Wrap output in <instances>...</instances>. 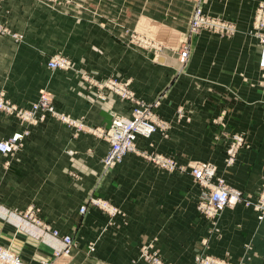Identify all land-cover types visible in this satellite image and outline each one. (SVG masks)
Wrapping results in <instances>:
<instances>
[{"label": "crops", "instance_id": "obj_1", "mask_svg": "<svg viewBox=\"0 0 264 264\" xmlns=\"http://www.w3.org/2000/svg\"><path fill=\"white\" fill-rule=\"evenodd\" d=\"M262 2L203 0L208 14L235 26L219 35L190 33L194 0H3L0 21L23 38L16 42L0 35V89L21 106L48 91L60 110L107 127L111 112L129 115L131 103L109 89L101 98L98 86L82 74L101 81L132 77L140 97H162L158 112L172 123L166 135L138 137L137 146L172 156L187 168L212 162L218 176L253 200L264 183L263 44L254 31ZM131 30L164 49L154 54L129 44ZM186 42L191 50L183 64L175 48ZM56 53L69 56L73 67L50 68ZM226 127L247 136L233 166L225 162ZM24 128L0 112V140ZM109 150L104 138L76 135L49 118L31 127L20 150L0 151V244L21 254L26 264H151L142 256L151 243L168 264H197L198 254L264 264V222L253 208L241 203L225 208L211 223L198 208L205 189L189 170L170 171L135 152L108 168ZM92 197L110 200L120 212L111 217L90 206L82 213L80 207ZM47 225L72 234L76 246L70 254L55 258L62 238Z\"/></svg>", "mask_w": 264, "mask_h": 264}, {"label": "built area", "instance_id": "obj_2", "mask_svg": "<svg viewBox=\"0 0 264 264\" xmlns=\"http://www.w3.org/2000/svg\"><path fill=\"white\" fill-rule=\"evenodd\" d=\"M195 1L196 10L191 25V34H195L200 29L206 28L205 26L211 27L215 31H221L222 34L231 33L230 27L228 29H224V23H222L218 19L209 18V15L203 12L201 0ZM261 8L264 10V3L261 5ZM258 28L260 29V37H258L262 39L264 43L263 17L259 19ZM0 32L7 33L8 29L0 26ZM55 57L52 58V60L49 62L50 66H52L53 68H67L69 64L71 66V61L69 59L65 57ZM180 57L183 61H186L188 59L189 44L185 43L180 49ZM261 63L263 66L262 69L264 70V53ZM117 79L118 78L110 80L108 85L104 82H97L100 87L107 86L109 89H116L122 94V96L124 97H122L123 99L131 103V118H125L116 114L115 112H111L113 119L110 125L105 128L106 132H95L99 135L108 138L111 143L110 151L108 153L109 155L106 159V163L110 166L121 162L127 153L134 150V142L138 134L149 137V135L154 133L152 132L156 129L154 116L155 114H157V108L160 107L159 101L155 100L152 103L147 102L145 99L138 96L137 93L131 91L127 82H120L119 80L122 79ZM32 105V107H19L12 101L7 99L4 92L0 91V110L8 114L15 115L27 123H37L40 120H44L48 116H52L63 120L70 127H88V125L83 120L73 118L70 115L59 111L53 104V99L48 92H42L39 100L33 103ZM78 133L79 132H75L76 135ZM162 133L166 135L168 132ZM26 134H28V131L15 132L9 138L0 141V150L3 153H12L15 150L19 149L23 145V140ZM224 138L227 142L226 160L229 163H235L240 153V150L247 145V136L246 134H244V132H236L235 130H231L226 127V129L224 130ZM152 155L156 156L157 152H154V154ZM165 158L167 159V162L172 163V166L167 167L170 169H175L176 163H178L175 158L173 159L172 156L169 155ZM153 159L157 161L155 162L156 164L162 167L166 166L162 163V159L158 158L157 160L156 157H154ZM181 168L185 169L182 166ZM191 173L197 181H199L201 184H203L204 187L208 188L209 190L206 193L202 194L200 198L202 202L199 208L200 211L205 215V217L209 219H216L219 217V213L224 208L232 206L237 202L245 201V203L248 205L253 204V207L259 213L258 218L260 220H264V185L260 194L258 195L259 200L257 202L250 200L248 198L249 195H247V193L244 194L238 189L235 190V188L231 187V185L228 184L227 181L222 177H219L217 181L213 182L215 175H217V170L216 167L210 162H202L198 163V165L196 166H192ZM211 184H214L215 190L210 192ZM102 203L114 209V207H112L109 202L105 201L104 198L92 197L88 201V203L84 204L80 208V211L82 213H85L91 205L101 206L105 209H108L105 205H102ZM26 216H29V218H31L32 211H28L26 213ZM45 228L50 231L53 236L62 238V246L55 249V258H58L65 254H70L72 252V249L76 246V242L72 234H66L62 236L61 234H59L58 230L51 229V227L48 225L45 226ZM152 247V243L145 245L142 248V256L147 261H150L151 264H168V262L159 253L155 252ZM89 250L91 252L95 251L94 244H90ZM202 256L211 259V257L208 255ZM224 262L229 263L227 261ZM0 264H26V262L22 258L21 254L15 252L10 247H5L3 244H0ZM42 264H53V261L45 260L42 262Z\"/></svg>", "mask_w": 264, "mask_h": 264}, {"label": "bare ground", "instance_id": "obj_3", "mask_svg": "<svg viewBox=\"0 0 264 264\" xmlns=\"http://www.w3.org/2000/svg\"><path fill=\"white\" fill-rule=\"evenodd\" d=\"M3 0H0V5H1V2H2ZM202 1L203 0H201V5H202ZM194 2L196 3V1L194 0ZM263 4V3H262ZM261 4V5H262ZM261 5H260V8H259V10H258V12H257V25H256V28L254 29V31L257 33V35L259 36V34H260V29L258 28V23H259V19L260 18H264V10L261 8ZM203 7V6H202ZM203 9V12L204 13H206L207 15H209V18H212V19H218V20H220L222 23H224V21L225 20H223V19H221V18H219V17H217V16H212V15H210V14H208L205 10H204V8H202ZM195 10H196V4H195V8H194V10H193V14H192V17H191V21H190V31H191V25H192V21H193V18H194V15H195ZM222 25V24H221ZM0 26L1 27H3V28H7L8 29V32L7 33H2V32H0V35H2V36H10V37H12L16 42H20L21 40H22V38H23V35H22V33L21 32H19V31H17V30H14L9 24H6V23H4V22H2V21H0ZM206 28H202V29H200L199 31H201V30H214L213 28H211V27H208V26H205ZM223 27L225 28V23L223 24ZM222 29V28H221ZM198 31V32H199ZM197 33V32H196ZM17 35V36H16ZM260 37V36H259ZM262 40V39H261ZM128 42H129V44H131V45H135L136 47H139V48H142V49H144V50H146V51H151V52H154L155 54H158L161 50H163V48L165 47L163 44H161L160 42H158V41H156V40H154L153 38H150V37H148L147 35H145L144 33H142V32H139V31H135V30H131L130 32H129V40H128ZM187 43V42H186ZM185 43H182L181 44V47H180V49L183 47V45H184ZM187 44H189V43H187ZM262 50H261V53H260V58H259V65H260V67L261 68H263V66H262V57H263V53H264V43H263V41H262ZM154 50V51H153ZM55 56H57V57H65V58H67V59H69L70 61H71V66H70V64H69V68L67 67H65V68H62V67H59V68H53L52 66H50V64H49V62L52 60V58H54ZM179 56H180V50H179ZM57 57H55V58H57ZM189 57H190V47H189ZM188 57V58H189ZM180 59H181V57H180ZM188 60V59H187ZM186 60V61H187ZM181 61L182 62H186V61H183L182 59H181ZM48 66L50 67V68H52V69H54V70H58V69H62V70H69V69H71L72 67H73V61H72V59L69 57V56H67V55H65V54H62V53H56V54H54V55H52L50 58H49V60H48ZM83 77H84V79L85 80H87V81H89V82H91L92 84H94V85H96V86H98V88L100 89V97L101 98H105V94H104V92H103V90L104 89H109L107 86H104V87H100L99 86V84L97 83V82H99V83H101V82H104L105 84H107L108 85V83H109V81L110 80H114L115 78H118L117 80H119V79H122V80H119L120 82H127L128 83V85H129V89L131 90V91H134L135 93H137L134 89H133V87H132V82H133V78L132 77H128V78H119V77H115V76H109L108 78H106L105 80H98V79H96L95 77H93L92 75H90L89 73H87V72H84L83 74ZM113 89V90H112ZM112 89H109V90H111V91H113V92H115L116 94H118V95H120L121 97H123L122 96V94L119 92V91H117L116 89H114V88H112ZM0 91H2V92H4L5 93V96H6V98L7 99H9L10 101H12L11 100V98H9L8 96H7V94H6V92L3 90V89H0ZM45 92H48V91H45ZM49 94H50V96L52 97V99H53V104L56 106V104H55V102H54V96H53V94H51L50 92H48ZM138 95V94H137ZM40 96H41V94H40ZM40 96H39V98H40ZM139 96V95H138ZM39 98L37 99V100H35V101H33L30 105H28V106H21V105H19L18 103H16V102H14V101H12L14 104H16L17 106H19V107H32L33 105V103H35V102H37L38 100H39ZM124 98V97H123ZM141 98H143V97H141ZM143 99H145V98H143ZM146 100V99H145ZM155 100H157V101H159V105L161 106V104H162V97L160 96V97H157V98H155V99H153V100H146L147 102H149V103H152L153 101H155ZM56 108L59 110V111H61V112H63V113H65V114H67V115H70V114H68L67 112H65V111H62V110H60L57 106H56ZM160 107H158L157 108V114L160 116V114H159V112H158V109H159ZM226 111V110H225ZM0 112H2V113H4L5 115H7V116H12V117H15L16 119H18V120H20L22 123H24L25 124V128L23 129V130H18V131H15V132H24V131H28V134L30 133V130H31V127L32 126H34V125H37V124H39V123H41V122H43V121H45V120H48L49 118H54V119H58V118H56V117H52V116H48L47 118H45L44 120H40L39 122H37V123H27V122H25V121H23L22 119H20L19 117H17V116H15V115H11V114H8V113H6V112H4V111H2V110H0ZM178 112H179V116L180 117H183L184 115L182 114L183 113V110H182V108L180 107L179 109H178ZM224 112H222V114H223ZM116 114H118V115H120V116H123V117H125V118H131V116H132V111L130 112V114L129 115H123V114H120V113H116ZM157 114H155V116H154V120H155V123H156V129L154 130V131H152V132H154V133H156V132H169V130H170V128H171V126H172V123H171V121L170 120H167V119H165V118H163V117H159ZM71 117H73V118H76V119H81V120H83L87 125H88V127L86 126L85 128H75V127H72L73 128V132L75 133H77V132H93V134H95L96 136H98V137H101V138H104L105 140H107L109 143H110V141L108 140V138H106L105 136H102V135H99V134H97V133H95V132H106V130H105V128H107V127H102V126H95V125H91V124H89L87 121H86V119L84 118V117H75V116H72V115H70ZM112 119H113V117H112ZM58 120H60V119H58ZM61 122H63V123H65L66 125H68L66 122H64L63 120H60ZM112 122V121H111ZM14 132V133H15ZM236 132H238V131H236ZM14 133H12L10 136H12ZM154 133H152L151 135H149V137H146V136H144V135H141V134H138L137 136H136V139H135V142H134V150H132V151H130L129 153H127L126 154V156L128 155V154H130V153H132V152H135V153H137L138 155H140V156H142L143 158H145V159H147V160H149V161H152V162H157V161H155L153 158L154 157H156V159L158 160V158L159 159H162L161 161H162V163L164 164V165H166L165 167H162V166H160L161 168H165V169H167V170H170V171H175V170H181V171H186V170H189V172L191 173V167L192 166H196V165H198V163H202V162H209V161H200V162H194V163H192L191 164V166L189 167V168H187V166H185V165H181V164H179V163H176V167H175V169H170V168H168L167 166H172V163L170 162H167V159L165 158V157H167L168 155H166V154H163V153H161V152H157V155L156 156H154V155H152V154H154V152L153 151H148V150H144V149H141V148H139L138 146H137V138L138 137H144V138H150ZM28 134H26V136L28 135ZM79 134V133H78ZM244 134H246L245 132H244ZM10 136H8V137H6V138H3V139H1L0 141H2V140H4V139H7V138H9ZM26 136H25V138H26ZM25 138H24V140H25ZM24 140H23V145L19 148V149H17V150H15L14 152H16V151H18V150H20L23 146H24ZM111 144V143H110ZM111 146V145H110ZM243 149V148H242ZM241 149V150H242ZM240 150V151H241ZM1 151V150H0ZM110 151V150H109ZM14 152H12V153H14ZM69 152L70 153H73V151L72 150H69ZM12 153H8V154H12ZM109 153V152H108ZM108 155L109 154H107L106 155V157L104 158V164L106 165V167H108V168H112V167H115V166H117L118 164H120V163H122L123 161H124V159L126 158V156L124 157V159L121 161V162H119V163H117V164H114V165H112V166H110V165H108L107 163H106V159H107V157H108ZM110 155H111V153H110ZM173 158V157H172ZM174 159V158H173ZM226 159V158H225ZM237 161V160H236ZM211 164H213L215 167H216V170H217V166L214 164V163H212V162H210ZM236 163V162H235ZM235 163H229V162H227V160H226V164L228 165V166H233ZM158 165V164H157ZM162 165V164H161ZM181 166L182 167H184L185 169H183V168H181ZM73 175H76L75 173H72ZM192 174V173H191ZM193 176V175H192ZM194 177V176H193ZM219 177H217L216 175H215V177H214V179H213V182H215V181H217V179H218ZM195 179V178H194ZM224 179V178H223ZM226 180V179H225ZM195 181L202 187V188H204L205 189V191H204V193H206L207 191H209L208 190V188H206V187H204L203 186V184H201L199 181H197L196 179H195ZM227 181V180H226ZM228 184H230L229 182H227ZM231 185V187H233V188H235V190L236 189H238V190H240V191H242L240 188H238V187H236V186H234V185H232V184H230ZM263 185H264V183H263ZM263 188V187H262ZM213 190H215V188H214V184H211L210 185V192L211 191H213ZM243 192V191H242ZM261 192V191H260ZM203 193V194H204ZM260 194V193H259ZM258 194V195H259ZM257 195V197L255 198V199H253L252 201H257L258 202V200H259V196ZM104 200L105 201H107V202H109V204L112 206V207H114V209L113 208H110V207H108L107 205H105V204H103L102 203V205H105L108 209H105V208H103V207H101V206H95V205H91V207H95V208H99V209H101V210H103V211H105V212H107L111 217H113V216H115V215H117L119 212H120V208L116 205V204H114L113 202H111L110 200H108V199H106V198H104ZM251 200V199H250ZM201 200H200V202H199V204H198V208L201 206ZM88 203V202H87ZM244 204V205H246V206H248V207H251V208H253L255 211H256V213H257V218H258V211L253 207L254 205L252 204V205H248V204H246L245 203V201H243V202H237L236 204H234V205H232V206H228V207H226V208H234V207H236L238 204ZM84 205V204H83ZM82 205V206H83ZM81 206V207H82ZM80 207V208H81ZM225 209V208H224ZM223 209V210H224ZM199 210H200V208H199ZM222 210V211H223ZM222 211L219 213V217H220V214L222 213ZM219 217L218 218H216V219H209V218H207L211 223H217V221H218V219H219ZM258 220L260 221V222H264V220H260L259 218H258ZM51 229H55V230H58V229H56V228H51ZM59 231V230H58ZM59 234H61L60 233V231H59ZM62 235V234H61ZM64 235H66V234H64ZM63 236V235H62ZM91 244H94V246H95V243L93 242V243H91ZM5 247H7V246H5ZM75 248V247H74ZM73 248V249H74ZM73 249H72V251H73ZM95 250H96V246H95ZM206 255H208V256H210L211 257V259L210 258H205V257H203L202 255H200V254H198L197 256H196V261H197V264H236V263H233V262H229V263H226V262H224L225 260H223V259H220V258H218V257H216V256H214V255H211V254H206ZM149 263H151L150 261H148ZM74 264H83V263H74ZM86 264V263H85Z\"/></svg>", "mask_w": 264, "mask_h": 264}, {"label": "rangeland", "instance_id": "obj_4", "mask_svg": "<svg viewBox=\"0 0 264 264\" xmlns=\"http://www.w3.org/2000/svg\"><path fill=\"white\" fill-rule=\"evenodd\" d=\"M203 2V1H202ZM262 3H264V2H262ZM261 5V4H260ZM202 6H203V4H202ZM259 8H260V6L258 7V10H259ZM193 14V13H192ZM211 15V14H210ZM213 16V15H212ZM218 17V16H217ZM220 18V17H219ZM224 23H225V28L224 29H228L229 27H230V31H231V33L235 30V26L233 25V24H228L226 21H224ZM256 25H257V20H256V23L254 24V29L256 28ZM209 31H212V32H215V33H217V34H219V35H221L222 33H221V31H218V30H209ZM190 33H191V31H190ZM187 43H189V47H190V50H191V43L190 42H187ZM180 47H181V45H178L177 46V48H175L176 50H178V52H179V50H180ZM164 49V48H163ZM162 51V50H161ZM149 52V51H148ZM151 52V51H150ZM154 53V52H153ZM155 54V53H154ZM180 57V56H179ZM181 60V59H180ZM188 60H189V58H188ZM188 60L186 61V62H182L183 64H186L187 62H188ZM225 158H226V156H225ZM237 160V159H236ZM225 162H226V159H225ZM217 177H222V178H224L223 176H218V175H216ZM225 179V178H224ZM203 193H204V191H203Z\"/></svg>", "mask_w": 264, "mask_h": 264}]
</instances>
